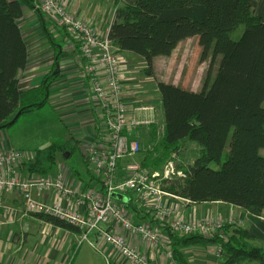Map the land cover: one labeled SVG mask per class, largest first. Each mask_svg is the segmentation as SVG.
I'll return each mask as SVG.
<instances>
[{"label":"trees","instance_id":"1","mask_svg":"<svg viewBox=\"0 0 264 264\" xmlns=\"http://www.w3.org/2000/svg\"><path fill=\"white\" fill-rule=\"evenodd\" d=\"M257 4L258 0H136L133 4L113 0L114 12L106 37L118 55L129 52L142 58L148 76L157 57H168L188 38L196 39L202 60L209 58L207 74L218 58L215 74L211 79L206 76L199 91L164 81L156 83L162 130L149 145L148 157L136 166L159 172L184 140L193 141L199 146L198 156L186 167L177 165L170 177L162 178L160 189L190 203L223 202L261 216L264 215V20L254 13ZM24 6L33 5L30 0H0V130L15 123L20 114L46 103L49 85L57 76L50 72L40 85L26 90L19 84L18 74L28 60L18 25ZM37 11L43 32L59 57L62 46L53 41L44 14ZM240 24L243 31L234 40L230 32ZM57 29L69 35L64 27ZM73 44V49L79 51V45ZM138 128L130 135V140L139 144L136 154L141 151ZM226 143L228 150L221 160ZM84 151L85 148L83 154L79 153L89 174L81 189L104 193L103 180L89 166ZM64 153L68 158L72 151L60 144L36 149L21 164V170L27 176L50 175L57 157L66 158ZM126 157L119 158L117 165ZM211 163L219 167L214 169ZM117 165L116 180L120 181ZM124 197V201H119L137 213L133 194L128 192ZM32 216L62 230L80 233L76 226L54 215ZM162 228L180 264H190L180 249L194 244L220 245L224 264H264V249L252 246V236L241 226L224 225L220 233L226 237L225 241L219 235L178 236L167 226Z\"/></svg>","mask_w":264,"mask_h":264},{"label":"crops","instance_id":"2","mask_svg":"<svg viewBox=\"0 0 264 264\" xmlns=\"http://www.w3.org/2000/svg\"><path fill=\"white\" fill-rule=\"evenodd\" d=\"M30 1L33 6H24L23 15L18 20L28 52L26 67L18 74L20 86L24 90L36 87L42 83L50 72L53 73L57 68L58 73H56V78L49 85L46 102L55 113V119L61 121L66 127L68 133L66 138H72L71 145L79 149L82 154L83 148L92 144L99 149H107L103 119L90 89L89 78L85 71V60L80 56L77 49H73L74 42L71 37L59 31L43 15L45 21L49 24L48 29L49 33H51V38L56 44L62 46L58 50L59 57L56 55L54 48L51 46L52 43H50L52 41L43 32L41 19L37 11V7L43 0ZM122 1L133 4L136 0ZM63 2L70 14L86 23L98 36H107L114 12L113 2L110 8H102L98 0H63ZM254 13L261 20H264V0H258ZM119 55L123 58L120 78L122 96L127 106L128 114H131L130 110L132 108L129 103L130 101H139L138 98L141 97L139 93L142 92L139 89V84L130 82L132 80L129 72L132 66L131 57L139 61L143 60L129 52H121ZM158 58L162 57H157L156 59ZM142 63L144 65V61ZM156 91L155 95L158 97L157 104L159 107L158 116L162 124V109L157 87ZM143 93L142 97L145 96ZM152 104V102L147 103V113H136L138 117L145 120L148 119L150 121L149 124L152 122V117L149 113ZM154 108L157 107L155 106ZM153 127L151 126V130ZM7 148L22 150L20 148H23V146L20 144L16 146L10 131L2 129L0 130V150H6ZM24 151L26 150L24 149ZM65 159L60 156L57 157L56 167L52 170L50 176L60 174L67 185L82 190L81 188L84 186L88 176L83 178L80 173L72 171L66 165ZM120 164L122 168L118 169L119 175H117V178L122 180V176L128 173L127 167L133 164L125 163L124 159L120 161ZM84 167L86 169L85 165ZM22 174L26 175L24 171H22ZM53 195V192H48L43 194L41 199L51 202L53 201ZM164 200L167 207H176L177 212L181 213L183 218L190 217L198 220L207 216L216 217L220 215L224 219L229 214H232L241 221V227L246 229L252 236L253 239H251L250 244L264 249V215L254 216L237 206L223 202L190 203L188 200L176 196L164 197ZM135 204L137 213L128 209L132 221L135 223H151L167 237L166 230L162 228L163 225L167 226L165 221H153L151 213H148L139 204ZM63 205L73 208L72 200H64ZM74 209L82 212L83 206L74 207ZM78 237L79 234L62 230L30 214H26L23 210L22 200L16 192L2 197L0 203V264H74L82 247V244L77 245ZM126 239L134 248L142 250L148 255L149 264H169L168 258L161 253L151 252L139 237L126 235ZM88 246L93 252L97 253L89 244ZM188 249L189 251H187ZM180 251L190 264H224V256L221 254L219 256L215 255L214 244L205 246L194 244L181 248ZM212 255L219 257L220 263ZM83 259L84 263H90L92 260L85 255ZM110 259L112 264H131L115 254L111 255ZM175 259L177 258L175 257ZM104 263L107 264L106 262ZM176 264H180L178 259Z\"/></svg>","mask_w":264,"mask_h":264},{"label":"built area","instance_id":"3","mask_svg":"<svg viewBox=\"0 0 264 264\" xmlns=\"http://www.w3.org/2000/svg\"><path fill=\"white\" fill-rule=\"evenodd\" d=\"M37 8L54 27L66 29L73 42L79 45L80 56L85 60L90 89L103 119L107 149L92 144L85 147L84 154L93 172L103 180L104 193L67 185L60 174L24 176L21 164L29 160L32 153L27 155L21 150L7 148L0 150V203L4 195L16 192L26 214L54 215L68 221L79 229L78 245L86 241L104 256L107 264L113 254L131 264H149L148 255L128 243L126 235L139 237L151 252L161 253L168 258L169 264H176L170 240L151 223L133 222L125 203L113 197V193L124 196L131 192L135 202H144L153 221H165L174 234L219 235L225 241L226 237L220 233L223 226L238 227L241 221L232 214L224 219L220 215L198 220L183 218L176 207H167L164 197L175 196L160 189L159 172L133 164L127 167V177L116 180L118 159L139 150L138 142L130 140L132 131L150 122L136 113L148 108L138 106L128 114L120 79L123 58L106 36H98L86 23L70 14L63 0H43ZM169 172H172L170 163L164 174ZM48 192L54 193L51 202L41 199ZM64 200H72L73 208L63 205ZM78 206H83L82 212L74 209ZM215 250L217 255L222 252L220 245H215Z\"/></svg>","mask_w":264,"mask_h":264},{"label":"rangeland","instance_id":"4","mask_svg":"<svg viewBox=\"0 0 264 264\" xmlns=\"http://www.w3.org/2000/svg\"><path fill=\"white\" fill-rule=\"evenodd\" d=\"M98 2L102 5V8H110L113 0H98ZM243 28V25L240 24L230 32V37L234 40L237 39L241 35ZM200 55L201 49L198 47L196 39L194 37L185 39L177 45L171 55L168 57L158 58L154 61L151 76H148L145 73V64L143 65V61H139L138 59L131 57L132 66L129 72L132 80L130 82L139 84V89L142 90V92L139 93V96L141 95V97L138 98L139 101H130L129 105L132 109L138 106L148 108L146 106L147 103L152 102V108L149 111L152 117V122L150 124H144V126L142 125L143 127L141 126L136 130L137 138L141 145V151L136 155L124 158L125 163L140 166L141 162L148 157L149 145H152L160 136L162 125L158 116V97L155 95L157 92L156 83L158 81L179 84L190 90L199 91L206 76H208L209 79L213 77L217 67L218 58L214 60L211 69L207 74L209 58L202 60ZM145 90L147 91L145 92ZM142 93L143 95L145 94V96L142 97ZM154 105L157 108H154ZM142 112L147 113L148 109H143L141 110V113ZM55 117V113L46 102L40 107L32 108L30 111L20 114L16 122L5 129L9 130L13 135L14 144L16 146L19 144L22 145L23 148L20 149H22L21 151L25 152L27 155L31 154L33 150L42 149L51 144L66 145L67 149L72 151L71 155L65 159L66 165L74 171L80 173L83 178L87 177L81 154L78 149H72V138H66L68 137L66 127L61 121L55 119ZM149 125L154 126L153 128H155V132L151 130V126ZM24 149L26 151H24ZM227 150L228 148L226 143L222 152L221 160L224 159ZM198 151L199 146L197 143L184 140L178 152L172 154L171 159L164 162L162 165L161 170H159L160 179L158 183H160L162 178L166 179L172 175L170 172L167 175L164 174V170L167 168L169 163L171 164V168L174 173L177 165H181L183 167L189 165L193 159L198 156ZM210 167L217 169L219 165L211 163ZM121 168V164L118 163L117 169ZM117 175H119V173ZM125 176L126 175L124 174L122 177L124 178ZM136 203L142 207L145 205L144 202ZM81 244V252L74 264H105L104 262H106V260L101 253L93 252L86 241H83ZM187 251H189V249ZM84 255L92 259L90 263H84ZM215 255L219 256L217 254ZM215 255L212 256L214 257ZM221 255L224 256L223 253H221ZM214 258L220 263L219 257ZM109 261L110 264H112V260L110 258Z\"/></svg>","mask_w":264,"mask_h":264},{"label":"water","instance_id":"5","mask_svg":"<svg viewBox=\"0 0 264 264\" xmlns=\"http://www.w3.org/2000/svg\"><path fill=\"white\" fill-rule=\"evenodd\" d=\"M58 73V69L56 68L54 71H53V74H56ZM46 98V95L44 96V99ZM39 105V104H38ZM32 106V105H30ZM20 111H18L16 114H15V117H17L19 115ZM68 154L64 153V156L67 157ZM113 197H115L117 200H121V201H124L125 200V197L121 194H118V193H113L112 194Z\"/></svg>","mask_w":264,"mask_h":264}]
</instances>
